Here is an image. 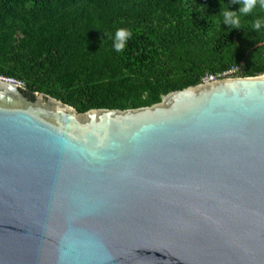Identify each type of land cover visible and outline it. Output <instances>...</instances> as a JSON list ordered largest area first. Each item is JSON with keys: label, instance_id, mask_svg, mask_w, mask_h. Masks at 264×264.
Masks as SVG:
<instances>
[{"label": "water", "instance_id": "95a60500", "mask_svg": "<svg viewBox=\"0 0 264 264\" xmlns=\"http://www.w3.org/2000/svg\"><path fill=\"white\" fill-rule=\"evenodd\" d=\"M0 264H264V73L85 114L0 82Z\"/></svg>", "mask_w": 264, "mask_h": 264}, {"label": "trees", "instance_id": "16d2710c", "mask_svg": "<svg viewBox=\"0 0 264 264\" xmlns=\"http://www.w3.org/2000/svg\"><path fill=\"white\" fill-rule=\"evenodd\" d=\"M233 0H0V78L74 108L130 110L221 78L264 73V8L223 25ZM239 15V13H237ZM262 22L259 31L254 22ZM131 37L113 49L117 29Z\"/></svg>", "mask_w": 264, "mask_h": 264}, {"label": "clouds", "instance_id": "9594fccd", "mask_svg": "<svg viewBox=\"0 0 264 264\" xmlns=\"http://www.w3.org/2000/svg\"><path fill=\"white\" fill-rule=\"evenodd\" d=\"M234 3H238L242 6L239 7L238 11H232L226 9L222 13L223 25L229 26V28L240 29V17L246 16L249 13H252L253 10L259 5L260 8H264V0H233ZM239 13V15L237 14ZM262 22L257 19L253 28L257 31L261 29ZM131 37V32L127 29H117L115 31L113 39V49L116 52H121L124 50L127 41Z\"/></svg>", "mask_w": 264, "mask_h": 264}, {"label": "built area", "instance_id": "2783aa9c", "mask_svg": "<svg viewBox=\"0 0 264 264\" xmlns=\"http://www.w3.org/2000/svg\"><path fill=\"white\" fill-rule=\"evenodd\" d=\"M238 71H239V68H232L231 70L225 72L221 78H223V79H232V78H235L234 75ZM218 80H219V78H216L215 76H209L206 79H204V82L203 83H210V82H215V81H218ZM2 81L16 84L21 89H23V86H24V84L22 82H18V81L13 80V79H7V78H4V77H1L0 78V82H2Z\"/></svg>", "mask_w": 264, "mask_h": 264}]
</instances>
